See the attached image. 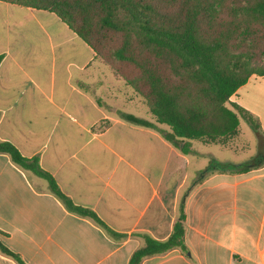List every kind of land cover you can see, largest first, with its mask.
Masks as SVG:
<instances>
[{
  "label": "crops",
  "instance_id": "obj_1",
  "mask_svg": "<svg viewBox=\"0 0 264 264\" xmlns=\"http://www.w3.org/2000/svg\"><path fill=\"white\" fill-rule=\"evenodd\" d=\"M0 55V141L37 157L73 205L113 232L0 154V242L25 264H128L144 237L167 240L181 212L186 251L140 264H264V164L198 179L213 143L174 148L140 96L54 13L0 1ZM230 101L256 119L264 142V75ZM0 264L17 263L0 252Z\"/></svg>",
  "mask_w": 264,
  "mask_h": 264
},
{
  "label": "trees",
  "instance_id": "obj_2",
  "mask_svg": "<svg viewBox=\"0 0 264 264\" xmlns=\"http://www.w3.org/2000/svg\"><path fill=\"white\" fill-rule=\"evenodd\" d=\"M56 14L93 50L95 57L137 92L158 125L123 113L131 123L157 128L182 153L190 141L226 145L239 135V118L254 130L259 150L239 163L212 160L198 173H242L264 164V142L253 116L230 101L252 76L264 75V0H0ZM2 56L0 55V60ZM6 154L23 170L47 180L66 207L110 229L88 209L73 205L37 157H24L10 142ZM184 215L165 241L144 237L128 264L172 249L186 251ZM113 234V232H112ZM0 252L17 264L20 256L0 242Z\"/></svg>",
  "mask_w": 264,
  "mask_h": 264
},
{
  "label": "rangeland",
  "instance_id": "obj_3",
  "mask_svg": "<svg viewBox=\"0 0 264 264\" xmlns=\"http://www.w3.org/2000/svg\"><path fill=\"white\" fill-rule=\"evenodd\" d=\"M262 67L264 68V65H262ZM140 99L143 101L141 96ZM239 129H240L239 138L232 140L229 143L228 147L222 146L220 144H209L206 146V147H211L210 149L212 150L213 153L212 157H208L209 158L208 161L206 160V166H208V164L212 160L219 161L224 158L230 160H236V158H241V161L238 162L248 161L254 156H256V154L260 149L263 150V147L261 146L259 147V139L256 133L249 126V124L242 118H239ZM230 148H233V151L230 150ZM214 157L218 159H213Z\"/></svg>",
  "mask_w": 264,
  "mask_h": 264
}]
</instances>
